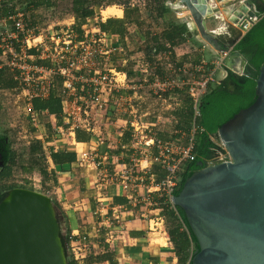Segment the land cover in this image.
Segmentation results:
<instances>
[{"label": "crops", "instance_id": "obj_1", "mask_svg": "<svg viewBox=\"0 0 264 264\" xmlns=\"http://www.w3.org/2000/svg\"><path fill=\"white\" fill-rule=\"evenodd\" d=\"M24 2L26 10L34 11V14L30 16V21L38 25L42 22L43 16L55 6L54 0H47V3L46 0H24ZM156 2H158L156 7L158 9L160 0ZM108 9L110 7L104 10ZM156 9L155 12H150V19L136 12L138 15L136 21L135 16H126L122 8L121 10L116 9L118 13L110 11L105 18L98 11L96 15H100V20L97 26L99 22L103 23L108 19L115 21L122 32L118 36L122 44L125 43L127 46L128 40L134 53H137L136 56L150 55L152 47L158 45L160 40H165L160 33V27L158 31H155L151 25L156 16ZM176 11L178 12V9L174 8V15H177L175 18L178 19L179 15ZM0 13V16L5 14ZM69 13L65 21L58 23L72 24V18H74V25L70 30L75 31L74 33L81 38L80 27L83 24L77 31L72 5ZM236 30L234 29V33H237ZM128 34L130 36L127 39ZM232 36L233 34H229L223 37L233 39ZM194 39L200 43L195 35ZM189 43L188 41L180 42L179 45L177 43L178 49L174 59L178 62L195 63L202 59L201 61L213 64L217 59L222 58L221 68L224 71L230 69L226 64L229 56L221 55L219 58L212 56L208 59L204 49L190 46ZM40 53V49L28 51L29 55L35 57L30 63L49 67L48 60L39 58ZM231 61L234 62V60ZM221 68L215 72L218 73ZM120 71H125L130 83L140 84L141 75L132 70L131 64L127 67H120ZM7 73L11 79V86L3 88L0 84V91L13 93L15 85L11 74L8 71ZM224 77L225 75L220 80ZM57 87H59L58 83ZM53 92L52 94L57 97V91ZM110 96L118 98L126 107V111L119 112L118 116L114 117L113 112L110 111L114 103L109 102L107 116L98 117L94 110L89 111V117H81L82 125L72 132L68 131L71 120L67 124L68 119L62 112L56 116L49 114L47 110H41L47 112V116L43 118L50 135L54 132L56 134V130L62 128L65 133H69V137L59 139L56 147L54 143H50V138L46 139L48 145L35 142L40 146L42 155H35L32 158L19 155L13 150L16 157L13 163L7 165L10 174L5 184L12 189L15 188L9 185V180L14 174V167L17 168L16 173H21L19 175H22L24 184L17 188L30 190L33 181L36 182L38 193L50 198L58 211L64 233L63 239L67 237L68 243L80 238L86 239L89 253L83 261L84 264H180L166 231L165 233L162 231L163 226L158 225L155 232L150 231L157 216L163 217L165 221L163 212L157 208L159 203L157 187L164 178L165 172L159 164L152 161L157 156L155 148H150L145 155H140L133 149L130 123L133 121V116H136L154 128L152 131L160 141L185 145L194 134L193 120L195 118L192 117L187 130L184 125L186 118L183 114L187 102L192 111L193 104L184 90H175L172 95L164 96L167 102L161 104L155 100L147 85H144L135 96L130 88L121 89ZM104 98L110 99L109 95H105ZM131 107H135L136 112L131 111ZM27 130L33 131L30 125ZM84 153L89 156L88 162L81 160V154ZM51 155H56V159L53 160ZM130 169H134V179L129 192L125 194L120 190L119 183ZM30 175L33 177L31 183L28 182L30 178L27 177ZM129 195L137 201L136 204L129 203ZM145 197H148L150 205L141 202ZM118 207L125 210L119 224L112 220V210ZM108 221L111 224L108 225ZM189 250L191 254L192 248ZM185 264H188V261Z\"/></svg>", "mask_w": 264, "mask_h": 264}, {"label": "built area", "instance_id": "obj_2", "mask_svg": "<svg viewBox=\"0 0 264 264\" xmlns=\"http://www.w3.org/2000/svg\"><path fill=\"white\" fill-rule=\"evenodd\" d=\"M142 3L143 1L138 3L129 0L126 6L141 11L151 6V11L155 12L158 5L157 2L148 1V5ZM87 8L93 10L94 14L80 27V38L74 33L75 31L70 30L74 25L72 17V24H59L51 20L49 11L43 16L40 24H43L45 28L41 29L38 24L30 21L34 11L22 8L17 0H0V12L4 10L5 13L0 16V70H6L11 74L15 85L12 90L15 95L13 105H18L17 108L21 110V114L26 117L33 130L20 129L17 132V141H22L24 145H30L33 141L48 145L46 139L50 138V143H54L56 147L59 139L69 137V133H65L62 128L56 130V134L54 132L50 135L43 118L47 116V112L37 111L32 107L34 99L46 100L54 93L53 91L58 93L61 112L64 117H67V124L71 120L69 132L82 125L81 117H89V111L94 110L98 117L107 116L109 102L114 103L110 108L114 117L118 116L119 112H125L126 107L121 101L110 95L121 89L130 88L135 96L144 85L148 86L155 100L161 104L167 102L164 96L172 95L175 90H184L193 104L194 118L199 116V102L206 93L208 84L214 81L215 71L221 63L214 62L213 68L205 72L204 61L198 64L178 62L174 59V55L179 42L170 45L165 40L159 41V45L163 48L161 51L136 56L137 53H134L128 40L126 46L125 43H121L118 36L102 32L97 26L100 15H96L97 11L92 5ZM99 12L101 14V11ZM257 21V17H250L247 21L240 23L239 28L242 34L247 33ZM151 25L156 31V24ZM129 34L126 36L127 39ZM31 49H40L39 58L48 60L50 66L43 67L30 63L35 59L28 54ZM128 64H131L135 73L141 75L140 84L130 83L125 71H120V67H127ZM105 95H109L110 99L104 98ZM131 111L136 112L135 107ZM133 117L130 123L133 149L140 155H145L150 148H155L157 156L152 161L159 164L165 172L164 178L157 187L159 193L157 208H160L159 211L164 208L173 210L177 215L172 198L179 184L183 165L194 160L193 135L185 145L177 142H162L155 137L153 127L142 122L140 118ZM215 143L214 156L206 165L230 162L231 159L222 143L218 141ZM81 160L88 162V154H81ZM133 175L134 169H130L119 183L120 190L125 194L129 192V187L133 183ZM34 182L30 190L38 192L39 189ZM9 185L15 188L24 185L21 175L13 174ZM128 200L133 205L137 203L130 195ZM141 202L150 205L148 197L143 198ZM124 213L125 210L122 207L113 209L112 220L119 224ZM109 224H111L110 221H108ZM158 225L163 226L162 231L165 233V221L161 216H157L153 221L150 231L155 232ZM182 228L185 229L183 225ZM66 247L75 264H84L83 261L89 253L85 238L71 241Z\"/></svg>", "mask_w": 264, "mask_h": 264}, {"label": "water", "instance_id": "obj_3", "mask_svg": "<svg viewBox=\"0 0 264 264\" xmlns=\"http://www.w3.org/2000/svg\"><path fill=\"white\" fill-rule=\"evenodd\" d=\"M258 5H264V0H242L233 8L238 11L234 21L240 24L256 17ZM177 6L187 11L188 31L198 34L204 48L230 56V47L220 49L223 37L206 25L216 11L209 0H178ZM254 93L253 104L212 136L231 161L199 163L200 170L172 198L196 241L190 264H264V64ZM66 248L61 219L50 198L13 188L0 200V264H68Z\"/></svg>", "mask_w": 264, "mask_h": 264}, {"label": "trees", "instance_id": "obj_4", "mask_svg": "<svg viewBox=\"0 0 264 264\" xmlns=\"http://www.w3.org/2000/svg\"><path fill=\"white\" fill-rule=\"evenodd\" d=\"M100 1L102 0H72V13L76 19L75 28L77 31L79 27L84 24L85 20L92 17L94 14L93 10H89L87 6L92 5L93 7L99 8ZM111 1H113V4L120 6L126 16H135L134 19L136 21L137 14L134 9H129L123 5L121 6L118 0ZM154 19L156 25L160 27V33L163 39L170 45H175L177 40L178 42L188 41L192 46L202 49V44L198 43L194 39V35L189 33L186 23L175 18L174 11L166 2L160 3L158 9H156V16ZM98 27L102 32L108 35L120 36V34H122L121 29L117 26L115 21H111L110 19L103 23L99 22ZM162 49L163 48L158 44L153 46L150 51L157 53ZM234 50L241 54L245 50L249 51L246 56L248 58L247 73L241 78L228 77L219 83H216L214 80L208 84L206 93L199 102V116L193 120L195 131L193 134L192 154L194 160L188 161L183 165L180 181L174 191V196H177L179 193L183 182L191 176L193 172L200 170L198 164L202 163L206 165L212 158L216 149V143L211 140V137L215 135L217 130L225 122L230 120L240 110L248 108L255 101V79L258 76L260 66L264 64V17L258 20V22L248 30L241 41L235 46ZM204 53L206 54V52ZM201 60L202 59H199L194 64H198ZM204 68L205 72H208L213 68V64L207 62ZM229 82L234 86L231 92L226 88ZM0 84L3 88H9L11 86V79L6 70H0ZM32 107L37 111L47 110L49 114L56 116H59L61 113L59 99L53 94L44 101L34 99L32 101ZM183 117L186 118L184 125L188 130L191 124L190 122H192V117H194L188 102ZM35 142L36 141L26 148L25 154L28 155L29 158L35 155H42L40 146ZM0 156L5 166L13 163L16 157L15 152L11 148V143L5 134H0ZM51 156L53 160L57 157L56 155ZM23 170L25 171V169ZM9 174L10 169L5 167V170L0 174V184L8 178ZM3 188V192H0V200L12 189V187H8L7 185L3 186ZM175 209L177 215L173 210L166 208L162 210L167 226L166 233L176 250L180 264H185L187 261L188 264H190V260L194 255L193 252L197 250L196 241L190 232L183 212L178 208ZM182 225L185 227V230L182 229ZM63 242L66 245L68 244L67 237H64ZM191 248L190 254L189 249ZM68 264H75L70 256H68Z\"/></svg>", "mask_w": 264, "mask_h": 264}, {"label": "rangeland", "instance_id": "obj_5", "mask_svg": "<svg viewBox=\"0 0 264 264\" xmlns=\"http://www.w3.org/2000/svg\"><path fill=\"white\" fill-rule=\"evenodd\" d=\"M71 1L72 0H54V2H56V3H54L55 4V8H54L53 11H50V13H49L51 15V20L56 21V22L65 21L68 18L67 17L68 14H70L69 12H70ZM127 1H129V0H118V3H120L121 6L123 5L124 7H127L126 6V2ZM134 1H137L138 3H141L143 1L142 4H145V5H148L147 4L148 1L150 3L151 2H155L156 3V0H134ZM163 1L164 0H160L159 3H163ZM241 1L242 0H213L214 4L215 5L217 4L218 8L222 9L223 14H226L224 12V9H228V8L237 9L239 7ZM17 2H18V4H20V6L22 8L25 7L26 3L24 2V0H17ZM150 3H149V5H150ZM166 3L174 11V8H176V6L178 5V0H171V1L168 0ZM156 4H158V2ZM106 7H115L116 9H120L121 10V7L118 6V5L113 4V1H111V0H102V1H100V7L99 8L95 7V10L97 12L98 11H103ZM127 8L131 9L130 7H127ZM147 8L145 10H142V11L138 10L136 8L134 10H135V12H137L138 15H142L145 18H149L151 16V14H150L151 6L147 7ZM176 9H178V12L176 11L177 14L179 15L178 19L180 21H182V22L187 23L189 21L187 11H185V9L180 8V7L179 8L177 7ZM1 12H3V10ZM220 13H222V12L218 10L217 13H214L216 18H209V19L206 20V25H207V27H208V29L210 31L215 32V30L219 26V24L223 23L222 20L224 19V17L220 18V16L218 15ZM110 16H113V15H110ZM174 16H177V15L175 14ZM227 22H228V25H232V23L229 20H227ZM151 23H155L156 24L155 19ZM44 24H45V22H44ZM39 27L41 29L45 28V26L43 24L42 25L39 24ZM0 29H1V26H0ZM236 29H235L236 31L239 30L238 28H236ZM156 30L158 31V26H157ZM239 32L241 34L240 30H239ZM191 34L195 35L197 37L198 41H201L199 36H198V34L196 32H192ZM235 37H237V36H235ZM200 43L203 46L202 49H204L205 52H207L206 53L208 55V56H206L207 58L208 57L211 58L212 56H215L214 58H216V57L219 58V57H221V55H223V54H220L217 51H214L210 47H205L204 48L203 43L202 42H200ZM189 45L191 46L190 43H189ZM223 57H224V55H223ZM233 59L235 60L236 58L233 57ZM216 61L221 63L220 66H218V67L216 66L217 67L216 71H217L222 66V58L221 59H217ZM205 63H207V62L205 61ZM224 75H225V71H224V69L221 68L218 71V73L215 74L214 80L216 81V83L221 82L220 78H222ZM14 96L15 95H13V93H11V92L10 93H7V92L3 93V92L0 91V134H5L8 137V139H9V141L11 143L12 150L16 151L19 155H21V154L22 155H26L25 154L26 153V148L29 147L30 145H26V144L24 145V143L22 141H17V132L20 129L27 130V128L29 127V124L27 122L26 117H23V115L21 114V110H19L17 108L18 105L17 104L15 106L13 105ZM211 140L214 141V142L217 141L214 137L213 138L211 137ZM13 170H14V174H21V173H16L17 172V168L14 167ZM21 177H22V175H21ZM27 177L30 178V180H28V182L31 183V178H33L32 175L27 176ZM6 182L7 181L2 182L0 184V186H1L0 187V192H3V189H4L3 186H6V184H5ZM62 235H64L63 232H62ZM68 256H69V253H68Z\"/></svg>", "mask_w": 264, "mask_h": 264}, {"label": "bare ground", "instance_id": "obj_6", "mask_svg": "<svg viewBox=\"0 0 264 264\" xmlns=\"http://www.w3.org/2000/svg\"><path fill=\"white\" fill-rule=\"evenodd\" d=\"M209 4H210V6L212 8H215L216 9V11H215L216 13L218 12V10L222 12V13L218 14L220 16V18L221 17H224V19L222 20L223 23L219 24V26L216 28L215 32H213V31L212 32L215 33V34H217V35H221V36L222 35L224 36V35H229V34L231 35V34H233L234 33V29L239 28V23H237V22L234 21V19L236 18V14H238V11L237 10L236 11H233V9L228 8V9H224V12L226 14H223L222 9H219L218 6H217V4L216 5L214 4L213 0H209ZM180 8H183L184 9L183 6H180ZM110 11H114L115 13H118V10H116L115 7H110V9H108L106 11L105 10L101 11V14H102L103 17H106L109 14ZM213 18H216V16L214 15ZM227 20H229L232 23V25H228ZM223 39H224V37H223ZM235 58L236 59L234 60L233 57H230L229 56V59H228V61H227L226 64L234 72L240 73L241 68L243 66V62H242V59L240 57H235ZM231 59L234 60V62H232Z\"/></svg>", "mask_w": 264, "mask_h": 264}, {"label": "flooded vegetation", "instance_id": "obj_7", "mask_svg": "<svg viewBox=\"0 0 264 264\" xmlns=\"http://www.w3.org/2000/svg\"><path fill=\"white\" fill-rule=\"evenodd\" d=\"M252 5H254L253 3H251ZM259 6V9L255 12L256 13V17L260 20L261 18L264 17V12L261 10L263 8L264 5H258ZM253 10H254V6L252 7ZM239 29V28H238ZM240 30V29H239ZM239 30L237 31V33H233V39L230 38V39H222L220 42H219V46H220V49H222L223 47H230V56L231 57H240L242 59V62H243V66L241 68V71L240 73H236L234 72L233 70L231 69H228L227 71H225V79L228 78V77H233V78H241L242 76H244L246 73H247V61H248V58L246 57L249 53L248 50H245L244 52L239 53L238 51H235L234 48L235 46L241 41L238 40L236 41L234 44L231 43L232 40L236 39V38H240L241 36H243L242 32L240 34ZM241 31V30H240ZM237 36V37H235ZM224 79V80H225ZM232 79V78H231ZM226 88L228 89V91H232V89L234 88L233 84L231 82H229L227 85H226ZM215 152V151H214ZM5 167H7V165L5 166V164L2 162L1 158H0V174L5 170Z\"/></svg>", "mask_w": 264, "mask_h": 264}]
</instances>
